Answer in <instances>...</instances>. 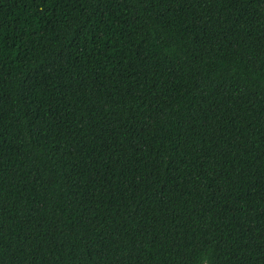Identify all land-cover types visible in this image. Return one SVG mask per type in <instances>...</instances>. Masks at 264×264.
Listing matches in <instances>:
<instances>
[{
	"label": "trees",
	"instance_id": "1",
	"mask_svg": "<svg viewBox=\"0 0 264 264\" xmlns=\"http://www.w3.org/2000/svg\"><path fill=\"white\" fill-rule=\"evenodd\" d=\"M0 264H264V0H0Z\"/></svg>",
	"mask_w": 264,
	"mask_h": 264
}]
</instances>
